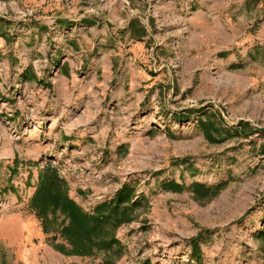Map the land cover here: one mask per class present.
I'll return each instance as SVG.
<instances>
[{
    "label": "rangeland",
    "instance_id": "obj_1",
    "mask_svg": "<svg viewBox=\"0 0 264 264\" xmlns=\"http://www.w3.org/2000/svg\"><path fill=\"white\" fill-rule=\"evenodd\" d=\"M256 127L264 0H0V264H105L42 232L46 166L86 213L127 183L146 196L112 264H197L192 238L201 264H264ZM194 183L223 186L198 199Z\"/></svg>",
    "mask_w": 264,
    "mask_h": 264
},
{
    "label": "trees",
    "instance_id": "obj_2",
    "mask_svg": "<svg viewBox=\"0 0 264 264\" xmlns=\"http://www.w3.org/2000/svg\"><path fill=\"white\" fill-rule=\"evenodd\" d=\"M131 26V24H130ZM142 38L143 35L137 36ZM218 133L211 122L205 129L210 140ZM215 141V140H214ZM18 163L14 160V166ZM36 190L29 201V208L35 213L44 234H53L51 243L54 248L66 255L93 256L103 253L105 264H112L125 254V246L117 238L118 229L132 222L136 211L146 208L149 201L145 195H136L135 185H122L112 199L95 207L92 213H86L68 196L66 183L61 180L52 166H46L38 173ZM223 185L205 186L194 183L191 192L198 199L215 197ZM166 191L180 192L182 187L175 181L164 184ZM59 236L65 244L55 243ZM198 234L197 237H199ZM264 237V230L258 233ZM197 238L188 241L192 256L199 263V244ZM144 264H150L145 262Z\"/></svg>",
    "mask_w": 264,
    "mask_h": 264
},
{
    "label": "water",
    "instance_id": "obj_3",
    "mask_svg": "<svg viewBox=\"0 0 264 264\" xmlns=\"http://www.w3.org/2000/svg\"><path fill=\"white\" fill-rule=\"evenodd\" d=\"M260 132H263L264 131V127H256ZM263 154H264V148H263Z\"/></svg>",
    "mask_w": 264,
    "mask_h": 264
}]
</instances>
